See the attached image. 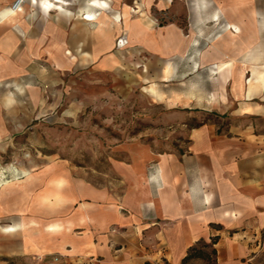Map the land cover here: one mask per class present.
I'll use <instances>...</instances> for the list:
<instances>
[{
  "label": "crops",
  "instance_id": "crops-1",
  "mask_svg": "<svg viewBox=\"0 0 264 264\" xmlns=\"http://www.w3.org/2000/svg\"><path fill=\"white\" fill-rule=\"evenodd\" d=\"M14 1L0 0L1 150L31 135L87 75L129 59L156 61L152 94L168 99V85L188 86L173 97L198 124L182 152L146 148L112 165L115 181L55 165L42 180L12 182L0 193V221L15 246L0 255L182 264L216 238L215 264H252L264 247V0H141L139 16L126 0H24L9 14Z\"/></svg>",
  "mask_w": 264,
  "mask_h": 264
},
{
  "label": "rangeland",
  "instance_id": "rangeland-1",
  "mask_svg": "<svg viewBox=\"0 0 264 264\" xmlns=\"http://www.w3.org/2000/svg\"><path fill=\"white\" fill-rule=\"evenodd\" d=\"M141 4V0H126L123 9L139 16L144 13L137 8ZM170 13L168 20H172ZM125 37L123 31L117 40L118 50L124 51ZM155 62L141 67L138 60H123L115 72L87 75L80 91L68 93L67 98L58 100L57 108L38 117L31 135L23 134L11 148L0 149V193L11 188L14 181L44 179L55 165L75 177L104 184L116 180L112 165L128 163L134 151L148 148L155 153H169L186 149L190 128L198 122L189 118L187 109L175 104L178 97L173 96H188V86L168 85V99L156 91L148 92L146 88H154L157 83ZM204 80V76L197 80L198 99L205 97L200 87ZM43 95L47 97V93ZM66 102L70 108L67 113ZM9 227L0 221V252L15 246L10 234H5L13 231ZM196 248L205 254L210 251L203 243ZM0 264L52 263L40 257L0 255ZM185 264L212 262L196 256ZM252 264H264V247Z\"/></svg>",
  "mask_w": 264,
  "mask_h": 264
},
{
  "label": "trees",
  "instance_id": "trees-1",
  "mask_svg": "<svg viewBox=\"0 0 264 264\" xmlns=\"http://www.w3.org/2000/svg\"><path fill=\"white\" fill-rule=\"evenodd\" d=\"M216 242V238H212L211 239V243L210 244H206L204 242H199L198 244L200 243H203V247L205 248H208L210 250L209 253L205 254L203 253L202 251L200 250H197L196 246L194 247H191L189 250H188V253H187V256L184 258L182 264H185L187 261H189L190 259H192L193 257H202V258H206L207 260H211L212 264H215V261H214V255H215V250L212 248L213 244H215ZM146 264H149V263H146Z\"/></svg>",
  "mask_w": 264,
  "mask_h": 264
},
{
  "label": "built area",
  "instance_id": "built-area-1",
  "mask_svg": "<svg viewBox=\"0 0 264 264\" xmlns=\"http://www.w3.org/2000/svg\"><path fill=\"white\" fill-rule=\"evenodd\" d=\"M24 4V0H15L12 4L11 7L14 11H20L22 5Z\"/></svg>",
  "mask_w": 264,
  "mask_h": 264
},
{
  "label": "bare ground",
  "instance_id": "bare-ground-1",
  "mask_svg": "<svg viewBox=\"0 0 264 264\" xmlns=\"http://www.w3.org/2000/svg\"><path fill=\"white\" fill-rule=\"evenodd\" d=\"M49 5H51V4H49ZM14 12H16V11H14L11 6H10V9L7 10V13H9V14L14 13ZM88 19H90V18H88ZM48 229H50V227H48Z\"/></svg>",
  "mask_w": 264,
  "mask_h": 264
}]
</instances>
